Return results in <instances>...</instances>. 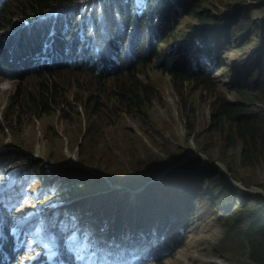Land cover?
<instances>
[{"label": "rangeland", "instance_id": "1", "mask_svg": "<svg viewBox=\"0 0 264 264\" xmlns=\"http://www.w3.org/2000/svg\"><path fill=\"white\" fill-rule=\"evenodd\" d=\"M204 6L205 12H212L215 16L216 25L206 28L183 14L176 16L172 40L161 44L163 38L157 39L154 52L157 51L158 56L149 65H138L135 68L138 75L126 78L128 83L139 81L147 86V91L154 89L156 99L147 110L148 120L144 118L143 123L119 112L115 107L116 99L109 95V82H106V93L96 97L102 110L81 112L77 110L81 93L66 89L60 78H30L17 85L0 80V110L11 97L12 89L22 97L32 94L38 99H42L44 90L49 86L66 93L64 105L36 121L33 128L21 127L17 133H8L7 142L5 134L8 131L0 134V247L3 243L0 264H65L66 258L59 252L63 240H66V248L70 251L68 254L76 252L79 259H88L90 263L113 264V251L120 247L106 234V229L110 231L111 222L101 224L99 218H91L89 207L93 206L95 211V206H101V200L106 195L104 208L114 206L120 201L121 177L124 180L148 181L169 166H175L176 157L180 158L185 151L200 156L201 164L192 162L188 167L196 168L198 174L206 172V177L212 174L209 178L211 182L222 176L235 190L236 196L243 197L242 203L235 209V216L240 212L242 214L234 216L228 224L222 223L224 216L220 208L233 203V200L230 201L228 194L225 202L221 203L218 196L212 194L211 202L218 217L213 218L211 223L210 219H205L193 228L172 255L154 262L153 253L159 255L162 251L144 252L131 258L133 264H255L248 257L243 235L247 231L251 206L264 205V166L255 158H252L251 164L242 162L238 156L240 147L227 149L219 133L210 128L209 121L214 99L225 97L231 103L244 102L235 89L251 88L259 79L258 62L264 63V56L261 57L264 49V0H207ZM229 25H232L230 35L227 34ZM200 32H208L207 40L217 53L208 59V64L199 67L197 75H202V82L195 85L185 80L182 81L184 88H179V82L171 78L167 71L168 62H173L175 57L186 56L188 59L202 56L207 48L202 45ZM184 41L191 44V49L178 48L177 44ZM215 57H218L216 61ZM173 67L175 64L170 66ZM62 78H72L76 84L79 83V75L75 73H65ZM40 82L43 83L42 90ZM112 88H116L115 85ZM184 102L191 105L192 113L187 112ZM86 105L84 101L81 107ZM249 108L254 114L260 113L264 110V98L258 97L249 104ZM67 118L69 123L71 119L78 122L80 118H88L94 132L85 127L78 128V124L74 130L61 133L53 127L45 129L51 123L63 125ZM37 130L45 134L46 147L57 155L51 159L53 164L38 169L31 168L36 165L30 162L28 172L21 177L23 164L27 162V159L24 160L26 152H32L35 142L44 138ZM6 144L20 152L15 153L20 160L7 170L5 163L10 165L13 156L5 153L9 151H5ZM60 144H66L76 152L81 147L80 157L102 175L100 186L110 187L106 190L92 187L94 195L84 189L73 192L67 188L65 200L60 199V195H54L60 179L70 185L73 179L83 181L81 177L59 170L57 162L61 156L57 148L63 149ZM44 152L41 150V153ZM252 154L253 157L264 155ZM188 159H180L179 164ZM164 174L162 172L157 179L149 182L156 184ZM182 175L180 173V177ZM60 214L68 220L61 217L56 226L57 221L53 217ZM128 225L125 223L124 229ZM67 231H70L67 235L62 233ZM122 232L126 233V230ZM6 243L10 244L9 252L3 250ZM97 253L96 261L94 255Z\"/></svg>", "mask_w": 264, "mask_h": 264}, {"label": "clouds", "instance_id": "2", "mask_svg": "<svg viewBox=\"0 0 264 264\" xmlns=\"http://www.w3.org/2000/svg\"><path fill=\"white\" fill-rule=\"evenodd\" d=\"M1 2L2 0H0V6ZM90 2L91 0H89L86 4L71 3L72 5H70L69 7H65L63 8V10L60 9L56 11L54 16L62 15L64 14V12H66V10L70 12L79 10L82 13L84 11L83 9L88 6ZM134 3H136L137 5H141L143 3V0H135ZM25 25L26 31H29L31 29V25L29 23H26ZM207 36L208 32L204 38L201 35V38L203 39L202 45L203 47L207 48L206 52H202V56H191L190 58L188 57V59L186 56L175 57L173 62H168V68H170V66L173 64H175V67L173 68H177L179 67V65H183V63L186 62L187 70L189 72L198 73L200 70L199 67L201 65L208 64V59L213 57L214 54L217 53L212 50L213 45L209 44ZM68 38L71 39L67 40ZM189 45L190 46H188L185 50L191 49V44ZM138 51L139 50L136 45H132L131 38L125 36V34H96L82 31L79 33L72 32L69 36H60L54 33L52 26L48 32L40 34L35 42H24L19 44L18 46H13V48L8 51V53H11V59L8 62L10 66L7 68H1L0 80L17 85V83H20L21 81L32 78V76H29L32 73H36V76L39 73L58 71L59 73L57 75H54V78H60V83L64 82L66 85V89L76 92L79 91L81 93V96L77 101V103H79V107L77 109L78 111L87 112L89 109H93L97 112H100L102 108L100 107L101 104H98L96 102L97 95L106 93V82H109L110 88L108 92L109 95L114 97L111 94V91L114 89L112 88V86H114V82L109 79L117 73L125 72L127 68L133 65L135 69L138 66L136 62L138 57L140 56V51ZM217 59L218 57H215L214 60L216 61ZM3 71L5 72L2 73ZM65 73L78 74L79 78H77V80H79V83L76 84L72 78H62L63 74ZM136 75H138V73H135L134 77ZM23 76H25L26 79H21V77ZM130 77H132V75ZM188 81L190 84L194 83L195 85H197L199 82H202L195 81L193 79H190ZM177 85L179 86V88H184L181 82H179ZM51 87L53 86H49L44 90L43 97L42 99H39L38 102L40 100H44L45 94ZM178 96L181 97L180 94H178ZM30 98H33L32 94L22 97V95L15 92V89H12L11 97H8L4 106L0 110V134L4 130L8 131L5 134V142L8 141V133H17L19 131V128L21 127L33 128L32 125H34L36 121L52 114L60 105L63 106L66 100V93L61 92V90L58 89L56 104L52 106L49 112L42 114L40 118H38L37 115L41 112V110L35 111L33 108H30L23 109L22 111H15V107H17L19 101L26 102L27 105H32L28 101ZM155 99L156 95H154V97L150 100L148 108L151 106L152 102ZM12 100H16L17 102L12 105ZM84 101H86L87 105L81 107ZM184 104L188 112L191 108V105L187 102H184ZM115 107L118 109V106ZM147 110L146 112L142 111L140 113V116L146 118V120H148ZM119 112L127 115L123 112L122 109L119 110ZM28 115L34 118L31 120V124H28L26 121V116ZM127 116L135 121H139L141 123L144 122V119H141L138 115ZM210 122L211 121H209V126ZM51 124V126L45 127V129L50 130V127H53V130L55 128V130L57 131L59 128L66 127L64 128L63 132L65 130L72 131L75 129L76 124H78V128L85 127L91 133L94 132L88 118H80L78 122H74L73 119H71L70 123L67 121L63 123V125L54 123ZM37 132L41 135H44V138L42 137L41 141L39 140L35 142L32 152H26V158L24 160L27 159V162L23 164V172L21 174V177L25 176V173L28 172L30 162L31 164L36 165V167L33 166L31 168L38 169L37 167H44L53 164V160L51 161V159L54 155H57V153L55 152L51 153V157L48 158L33 159L32 156L36 153L40 143L46 137L45 134H42L40 131L37 130ZM8 144H6L4 148L5 151H9L5 153L12 154L13 159L11 160L10 165L5 163L6 170L10 166H12L15 161L20 160L16 157L15 154H20V152H16ZM61 146L63 147V149L59 147L57 148V150H60L61 152L63 151L64 154L72 156V158L65 160L64 157L60 155L61 158L57 162L59 165V170L64 173H70L73 176L81 177L83 181L73 179V183H71L70 185L69 182L67 184L60 179L59 181L61 183L55 190L54 195H60V199L65 200V190L67 188L72 190L73 192L84 189L86 191L92 192V195H94L95 190L92 187H96V189L104 188V190L110 187V185H105L102 187L100 186L99 180L102 175L97 173L93 168L87 165L80 157L82 156L81 147H79L78 151L76 152L75 150L70 149L66 144ZM196 154L194 155L188 151H185L180 155V158L176 157V160L178 159V161L175 166L177 167L169 166V169H164L162 172H165V174L156 182V184L150 183L149 181L157 179L160 174H162V172H159L154 176V178L148 181H135L131 184H127L130 179L124 180L123 177H121L123 184L121 185L120 193L118 191L120 201L112 206V211H108L106 213H104L103 211L105 207L103 206V200L108 197L107 195L104 197V199L101 200V206H95V211L93 209V206L89 207V215L91 218H99V220H101V224L108 221L111 222L110 231L106 229V234L110 235L113 241L116 242V244L120 247V249L113 251V264H133L131 259L132 257L139 256L144 252H157V250L158 252L162 251V253L159 255H155L153 253L154 262L168 256V254L172 255V252L175 249V241L182 242L185 236L188 233L192 232L193 228H196V226L200 225L205 219H210L211 223V220L213 218L219 216L214 206L211 209L204 208L200 211V219L198 220V224L196 223V221L193 226L189 228H177L175 226L177 218V209L175 205L176 203H178V200H180L178 196L185 192V189H183V187L193 173V169L188 166L192 162H195L196 165H198L200 161V156ZM187 157H189L188 160H185L183 164H179L180 159ZM51 168L57 169L58 167ZM180 173H183L181 177ZM173 177H175L174 184H169L170 186L168 185V187L172 186V188H169V191L171 190L172 192H168V190H166V188L159 183L162 182V184H164L167 182L168 178H171L173 180ZM24 179L26 178L24 177ZM1 180L2 176H0V181ZM224 181V178L221 176V182L224 183ZM175 191H178L176 196L173 194V192ZM152 192H155L156 197L152 195ZM232 193H235V191H233ZM143 195L151 197L152 200L140 202V199ZM230 195L233 197V194ZM124 196L127 197V204L123 210V214L118 215L115 212H117V210L122 206V199ZM235 197L237 200L239 199L238 196L235 195ZM86 205L87 203L85 201L84 206ZM56 208L57 207H55L54 209ZM172 209H175L176 211L170 213V210ZM61 217H64L65 220H68V218L63 214L55 215V217L53 218H55V221H57L56 226L58 224V220H60ZM158 221H162L164 223L158 224ZM125 223L129 224L128 227H125L126 229H124ZM130 229L132 231H130ZM123 230H126V233H123ZM62 233L64 235H67L70 233V231ZM49 235L52 234L49 233ZM2 246L3 243H1V249ZM66 247V240H63L59 252H62L64 254V257L66 258L65 264H97V262H88V259H79V257L76 255V252L75 254H68L70 251ZM9 248L10 244L6 243L3 250H5V252H9ZM106 249H111V247H106ZM99 253L94 255L96 261L97 258L95 256L99 255ZM69 258H71V260Z\"/></svg>", "mask_w": 264, "mask_h": 264}, {"label": "trees", "instance_id": "3", "mask_svg": "<svg viewBox=\"0 0 264 264\" xmlns=\"http://www.w3.org/2000/svg\"><path fill=\"white\" fill-rule=\"evenodd\" d=\"M76 1V2H75ZM89 0H2L0 6V70L10 65L11 53H8L13 46L21 43H32L37 37L48 32L53 26L55 34L60 36H69L72 32H91L96 34L118 33L125 34L132 40V45H136L140 51L137 64L149 65L152 60L158 56L154 48V43L162 37L160 43L170 41L174 37L173 25L175 17L183 14L184 17L192 18L199 26L206 28L217 24L216 18L212 12L204 11V4L207 0H143L141 5L134 3L135 0H91L81 13L79 10L67 11L59 16H54L58 10H63L73 4H86ZM26 23L31 25V29L26 31ZM227 34L230 35L232 25H229ZM264 32V31H263ZM204 38L207 32H200ZM68 38L67 40H70ZM176 40V39H175ZM154 44V45H153ZM189 43L182 42L178 44L180 50H185ZM138 51V52H139ZM264 56V49L261 57ZM264 61V57L262 59ZM186 62L177 68H167L171 78L181 82L193 79L195 81L203 80L202 75H197L187 70ZM259 79L251 87H243L240 90L235 89L237 95L244 101L233 104L225 97H218L211 102V122L210 128L219 133L227 149L240 147L238 156L242 162L251 164L252 158L261 162L264 166V155L253 157V152L264 154V110L260 113H252L249 104L256 101L258 97L264 98V63L258 62ZM58 71L48 73H32L29 76L36 79L54 78ZM134 65L127 68L123 73H117L109 80L114 82L116 88L111 91L117 102L119 110H123L127 115H138L147 110L150 100L154 97V89L147 91V86L134 80L128 83L126 78L135 75ZM26 79L25 76L21 79ZM40 89H43V83H39ZM58 97V88L51 87L45 94L44 100L38 102V98L33 95L26 102L19 101L15 111L33 108L35 111L41 110L37 117L49 112L56 104ZM17 101L12 100L14 105ZM69 104V103H68ZM100 106V105H99ZM101 110V109H100ZM99 110V111H100ZM32 111V112H35ZM31 112V114H32ZM192 108L188 113H192ZM30 114V115H31ZM26 116V121L31 124L32 116ZM141 119L144 117L140 116ZM69 118L66 119L68 121ZM198 164H201L200 162ZM193 173L186 181L185 192L179 197H183L176 203V222L177 228H189L200 219V211L204 208L211 209L214 205L211 200L212 194L218 196L221 203L225 202V197L235 191L229 183L221 182V176L214 178L213 182L209 180L212 174H198L197 169L193 168ZM170 175V174H169ZM214 177H217L215 175ZM168 178L167 182L162 184L169 191V184H174V179ZM130 179L127 184L134 183ZM167 186V187H166ZM170 186V185H169ZM182 187V185H181ZM161 189V187H160ZM178 191L173 192L176 196ZM236 195V192L234 193ZM155 196V192H152ZM259 198V196H256ZM152 200L151 197L143 195L140 202ZM228 206H222L220 213L223 222L227 224L236 215L235 209L242 203L243 197L235 201L230 195ZM127 204V197H123L122 206L115 212L120 215ZM183 206V207H182ZM112 206L103 209L104 213L112 211ZM176 211L170 210V213ZM250 217L248 218L247 231L243 235L248 246V257L255 264H264V205L255 204L251 206ZM242 213L240 212V216ZM235 216V217H237ZM130 231H132L130 229ZM180 241H175L174 246H181ZM10 251V250H8Z\"/></svg>", "mask_w": 264, "mask_h": 264}, {"label": "bare ground", "instance_id": "4", "mask_svg": "<svg viewBox=\"0 0 264 264\" xmlns=\"http://www.w3.org/2000/svg\"><path fill=\"white\" fill-rule=\"evenodd\" d=\"M61 130V131H60ZM64 128H59L57 131L58 132H63ZM46 141H42V143L39 145L36 153L32 156L33 159H44V158H48V157H51V153H52V150L48 149L46 147ZM41 150H45L44 153H41ZM58 154L62 155L64 157V159H71L72 156H69V155H66L63 153V151L61 152L60 150L58 151ZM183 198V197H180V199ZM164 222L162 221H158V224H163Z\"/></svg>", "mask_w": 264, "mask_h": 264}]
</instances>
